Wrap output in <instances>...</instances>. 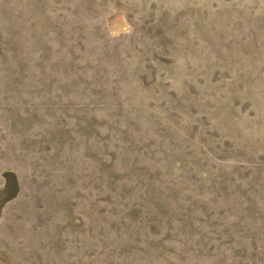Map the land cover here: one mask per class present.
I'll return each mask as SVG.
<instances>
[{
    "label": "rangeland",
    "instance_id": "obj_1",
    "mask_svg": "<svg viewBox=\"0 0 264 264\" xmlns=\"http://www.w3.org/2000/svg\"><path fill=\"white\" fill-rule=\"evenodd\" d=\"M0 264H264V0H0Z\"/></svg>",
    "mask_w": 264,
    "mask_h": 264
},
{
    "label": "bare ground",
    "instance_id": "obj_2",
    "mask_svg": "<svg viewBox=\"0 0 264 264\" xmlns=\"http://www.w3.org/2000/svg\"><path fill=\"white\" fill-rule=\"evenodd\" d=\"M124 20H123V18L121 17V16H117L116 18H115V20L111 23V29L113 30V31H115V30H117L118 28H120V27H122V25L124 24ZM115 33V32H114Z\"/></svg>",
    "mask_w": 264,
    "mask_h": 264
}]
</instances>
